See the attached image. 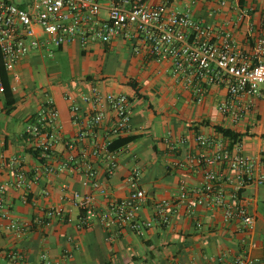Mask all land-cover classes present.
<instances>
[{
	"label": "crops",
	"instance_id": "obj_1",
	"mask_svg": "<svg viewBox=\"0 0 264 264\" xmlns=\"http://www.w3.org/2000/svg\"><path fill=\"white\" fill-rule=\"evenodd\" d=\"M159 1L150 0L154 4ZM185 4L186 0H174L169 6L181 10ZM190 9L194 19L212 27L213 39L228 32L242 51H249L256 37H264V0H198ZM123 47L128 51L126 56L121 54ZM16 70L20 80L12 92L15 101L8 113L0 95V182L11 179L9 161L19 155L29 183L5 191L9 217L0 216V264H41V254L49 264H236L242 256L249 261L245 264H264V215L256 212L259 186L264 187V183L251 182L239 193L255 215L254 227L247 233L238 231L236 224L225 223L216 207L201 205L192 213L183 206L170 209L166 224L156 220L152 211L154 202L177 193L180 182L188 189L199 186L201 174L187 158L202 151L194 141L196 134L217 135L214 124L240 133L242 152L259 162L264 160V88L241 99L250 100L249 110L232 122L217 110L227 96L223 86H207L202 101L195 102L191 89L172 75L168 61H155L143 49L133 53L122 37L109 43H89L87 48L68 44L51 57L34 53L21 60ZM91 86L124 93L131 101L130 129L123 136L135 138L114 150L118 153L113 173L105 177L103 161L93 159L106 197L83 185L80 170L65 164L86 143L75 141L77 127L70 121L64 95L77 96ZM45 96L52 98L60 124L61 139L52 151L56 168L52 173L42 171V164L26 150L21 136L27 118ZM168 133L174 149L164 142ZM133 168L140 170L137 183L146 193L140 219L151 220L144 233L137 235L124 227L107 239L109 231L98 217H93L88 227L80 226V212L71 205L69 192L91 193L92 204L100 211L109 198L128 194L126 178ZM44 189L47 195L42 193ZM58 206L65 210L64 217L30 224L48 207ZM9 220L27 223L28 228L17 235L7 228Z\"/></svg>",
	"mask_w": 264,
	"mask_h": 264
},
{
	"label": "built area",
	"instance_id": "obj_2",
	"mask_svg": "<svg viewBox=\"0 0 264 264\" xmlns=\"http://www.w3.org/2000/svg\"><path fill=\"white\" fill-rule=\"evenodd\" d=\"M172 1L160 0L154 4L150 0H0V95L5 89L4 76L10 91L16 89L20 80L16 65L31 54L51 57L55 50L68 44L87 48L89 43H109L122 37L130 43L133 53L143 49L155 61H168L172 75L191 89L195 102L202 101L207 86H223L227 96L218 103L217 110L232 122L237 121L250 107V100L241 102V99L264 88V37H256L250 50L242 51L235 47L230 33L213 39L212 27L194 19L190 7L198 0H186L181 10L169 6ZM64 98L69 103L70 121L77 127L75 141L86 143L65 164L80 170L83 185L106 197L93 159L103 161L105 177L113 173L118 151H110L108 145L130 129V98L124 93L103 92L95 86L77 96L66 93ZM21 136L26 149L40 151L45 159L40 163L42 171L54 172L52 151L61 135L58 110L52 98L42 99L36 112L27 118ZM194 141L202 151L188 157L187 163L201 174L199 186L188 189L180 182L174 196L153 203L154 218L166 224L170 209L183 206L192 213L201 205L210 206L220 210L225 223L236 224L240 232H250L255 215L239 193L251 182L264 183V160L259 162L244 154L239 141L230 145L219 133L215 136L198 133ZM164 142L174 149L169 133ZM67 146L71 147L72 141ZM9 162L12 177L0 182V216L7 219L6 189H18L29 183L22 158L17 155ZM139 176L140 170L133 168L126 178L128 194L109 198L100 211L95 210L91 193L70 191L67 197L80 212V226L88 227L92 218L98 217L109 231L107 239L124 227L142 235L151 220L139 216L146 200L145 191L137 183ZM42 193L48 194L45 189ZM64 212L61 206L48 207L42 217H34L30 224L40 225L53 216L64 217ZM195 224L200 225L198 221ZM7 228L19 235L28 224L9 220ZM39 258L41 264H49L44 254ZM245 261L249 263L242 256L235 263L245 264Z\"/></svg>",
	"mask_w": 264,
	"mask_h": 264
},
{
	"label": "trees",
	"instance_id": "obj_3",
	"mask_svg": "<svg viewBox=\"0 0 264 264\" xmlns=\"http://www.w3.org/2000/svg\"><path fill=\"white\" fill-rule=\"evenodd\" d=\"M4 85H5V89H4V92H3V109H4V112L8 113L12 109L15 99H14V97L12 95V92L9 89L8 81L5 78V76H4ZM212 128H213V130L216 133H219L222 136H225L228 139L230 145H232L233 143H235V142L240 140L241 134L238 133V132L233 131L230 128L223 127V126L217 125V124L212 125ZM134 138H135V136L118 137V138L114 139L108 145V149L110 151H113L116 148L125 145L126 143H128L129 141H131ZM26 150L38 162L43 163L45 161V159L43 157H41L40 151H38V150H30V149H26Z\"/></svg>",
	"mask_w": 264,
	"mask_h": 264
},
{
	"label": "rangeland",
	"instance_id": "obj_4",
	"mask_svg": "<svg viewBox=\"0 0 264 264\" xmlns=\"http://www.w3.org/2000/svg\"><path fill=\"white\" fill-rule=\"evenodd\" d=\"M121 54L123 56H126L128 54V51L125 50V48L123 47V49L121 50ZM263 188H264L263 185L259 186V195H258V197L256 199V210H257L256 212L258 214H263L264 215V195H263L264 189Z\"/></svg>",
	"mask_w": 264,
	"mask_h": 264
}]
</instances>
